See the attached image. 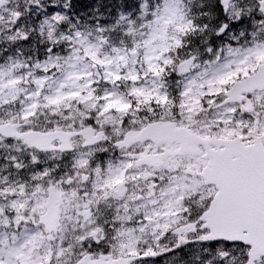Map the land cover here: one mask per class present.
Here are the masks:
<instances>
[{
    "label": "snow or ice",
    "instance_id": "obj_1",
    "mask_svg": "<svg viewBox=\"0 0 264 264\" xmlns=\"http://www.w3.org/2000/svg\"><path fill=\"white\" fill-rule=\"evenodd\" d=\"M0 264H264V0H0Z\"/></svg>",
    "mask_w": 264,
    "mask_h": 264
}]
</instances>
